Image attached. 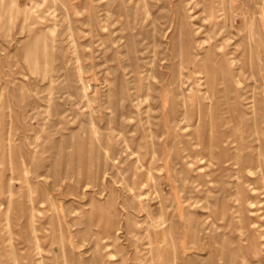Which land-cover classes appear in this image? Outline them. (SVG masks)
<instances>
[{
  "label": "rangeland",
  "instance_id": "1",
  "mask_svg": "<svg viewBox=\"0 0 264 264\" xmlns=\"http://www.w3.org/2000/svg\"><path fill=\"white\" fill-rule=\"evenodd\" d=\"M0 264H264V0H0Z\"/></svg>",
  "mask_w": 264,
  "mask_h": 264
}]
</instances>
